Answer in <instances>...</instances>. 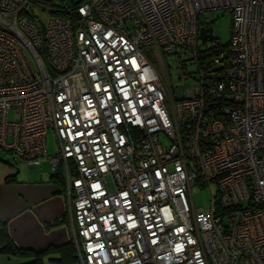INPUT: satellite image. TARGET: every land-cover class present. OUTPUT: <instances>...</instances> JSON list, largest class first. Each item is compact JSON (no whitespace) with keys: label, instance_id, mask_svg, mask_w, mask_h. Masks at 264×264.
Segmentation results:
<instances>
[{"label":"built area","instance_id":"obj_1","mask_svg":"<svg viewBox=\"0 0 264 264\" xmlns=\"http://www.w3.org/2000/svg\"><path fill=\"white\" fill-rule=\"evenodd\" d=\"M54 1L0 0V147L62 173L80 264H264V0Z\"/></svg>","mask_w":264,"mask_h":264},{"label":"crops","instance_id":"obj_2","mask_svg":"<svg viewBox=\"0 0 264 264\" xmlns=\"http://www.w3.org/2000/svg\"><path fill=\"white\" fill-rule=\"evenodd\" d=\"M43 163L49 172L34 170ZM38 166L20 161L15 153H0V223L6 225L16 248L30 252L0 254V264H21L31 260L34 251L46 249L38 264H80L68 196L57 181L60 177L51 172L48 157Z\"/></svg>","mask_w":264,"mask_h":264},{"label":"rangeland","instance_id":"obj_3","mask_svg":"<svg viewBox=\"0 0 264 264\" xmlns=\"http://www.w3.org/2000/svg\"><path fill=\"white\" fill-rule=\"evenodd\" d=\"M74 1H77V0H74ZM54 2L58 3L59 0H55ZM38 11L44 19H47L49 17V13L47 11H40V10H38ZM232 20H233V15H232L231 11H229V10H225V11L224 10H217L215 12V21L212 23V26L214 28V34L216 36L217 42H219L221 44H227L230 41ZM208 43H210V42H208ZM191 70L193 72H195L196 68H192ZM176 78H177V75H176V73H174L175 89L181 90L183 88V87H181L183 84L178 82V80H176ZM192 82H193V80L189 79L186 84L190 85ZM176 95H177V93H176ZM167 105L169 108H171V101L170 100H167ZM4 150H5L4 148L0 147V153ZM5 151L11 153L8 150H5ZM56 151H57L56 137H55L54 132L50 131L47 134V152H48V155H54L56 153ZM9 155L13 157L12 154H9ZM5 156H6V154H5ZM6 157H8V156H6ZM20 164H22V163H20ZM21 166L19 168H21ZM26 167L28 169H30L29 166L26 165ZM34 170L49 172L48 164L43 163L41 166H38ZM210 197H211V192H210L209 187H206L204 189H195V188L193 189V198H194V203H195L196 207H200V206L208 207Z\"/></svg>","mask_w":264,"mask_h":264},{"label":"trees","instance_id":"obj_4","mask_svg":"<svg viewBox=\"0 0 264 264\" xmlns=\"http://www.w3.org/2000/svg\"><path fill=\"white\" fill-rule=\"evenodd\" d=\"M57 177H60L58 181V183L61 186V189L64 190V181L63 178L59 175V173H57ZM74 250V248H73ZM24 255H29L30 252L28 251V249H22V248H16V246H14L11 237L8 233L7 227L6 225H3V223H0V254H18V253H22ZM47 249L44 251H40V252H36L34 251V257L31 258V260L21 263V264H38V259L41 258V255L46 253Z\"/></svg>","mask_w":264,"mask_h":264},{"label":"water","instance_id":"obj_5","mask_svg":"<svg viewBox=\"0 0 264 264\" xmlns=\"http://www.w3.org/2000/svg\"><path fill=\"white\" fill-rule=\"evenodd\" d=\"M214 28L203 29L201 30V39L205 40L206 38H214Z\"/></svg>","mask_w":264,"mask_h":264}]
</instances>
